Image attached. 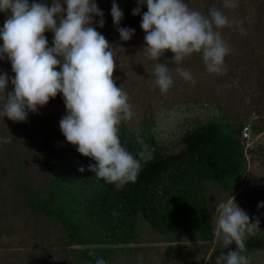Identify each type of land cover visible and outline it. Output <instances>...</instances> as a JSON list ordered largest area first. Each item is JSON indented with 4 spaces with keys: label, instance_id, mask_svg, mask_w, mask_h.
I'll return each mask as SVG.
<instances>
[{
    "label": "trees",
    "instance_id": "trees-1",
    "mask_svg": "<svg viewBox=\"0 0 264 264\" xmlns=\"http://www.w3.org/2000/svg\"><path fill=\"white\" fill-rule=\"evenodd\" d=\"M43 2L51 6L52 0ZM113 2L123 13L119 27L134 29L127 42L121 41L113 23ZM185 2L190 9L205 15L213 7L224 12L231 26L220 32L227 45L230 40L235 41V48L233 43L228 45L234 51L241 47V55L237 57L240 62L264 59V0H236V9L240 11L225 8L224 0ZM96 3L103 12L104 26H98L100 17H94L93 26L109 45L118 47L115 60L124 57L135 38L139 46H145L140 24L146 5L134 16L137 0H96ZM2 20L0 28L4 15ZM44 35L52 47L54 34L48 31ZM229 54L225 57L228 65L236 59L229 58ZM4 73L14 78L7 58L0 60V74ZM12 90L9 81L7 91ZM57 96L64 103L63 95ZM55 111L48 103L37 113L29 112L24 122L0 118V264H96L100 258L105 264H146L140 245L146 230L171 243L181 236L200 242L214 240L215 217L208 190L216 186L232 195L243 184L241 177L247 169V158L239 139L244 126L241 122L226 119L198 124L185 131L182 148L168 154L160 152L159 143L142 126L137 130L141 145L137 141H120L136 158L146 148L151 159L142 162L134 183L117 190L115 184L95 178L89 170V164L95 161L79 154L62 132L58 133ZM39 133L58 135L54 141L58 146H52V137L47 141L42 140L43 136L37 138ZM9 135L13 136L11 142L5 143ZM41 164L49 172L42 182L27 173ZM81 168L83 172L79 171ZM2 179H7L5 187ZM42 219L58 224L61 235L57 238L66 243L65 247L55 248L54 238L39 225ZM30 224L34 228L26 230ZM259 236L245 238L242 254L250 258L251 264H264L257 253ZM170 250L169 247L167 254L177 247ZM216 252L217 248L212 258ZM186 260V264L195 263L192 255Z\"/></svg>",
    "mask_w": 264,
    "mask_h": 264
},
{
    "label": "clouds",
    "instance_id": "clouds-1",
    "mask_svg": "<svg viewBox=\"0 0 264 264\" xmlns=\"http://www.w3.org/2000/svg\"><path fill=\"white\" fill-rule=\"evenodd\" d=\"M137 2L134 16L147 6L140 24L145 33L141 51L147 59L157 61L153 88L168 91L174 83L173 71L195 83L191 73L180 66L192 54L201 55L210 74L225 70V57L231 49L220 30L230 27L231 21L223 11L213 7L205 15L190 9L185 0ZM237 6L236 0H224L225 8ZM0 13L6 15L0 28V60L7 58L15 74L14 78L0 74V118L24 122L29 112L37 113L50 99L62 94L67 114L59 122L60 130L79 154L95 161L89 164L95 178L115 184L117 190L134 183L142 162L147 163L151 153L145 148L136 158L119 139V125L134 113L127 93L113 79L118 47L109 45L93 26L94 17H100L99 27L104 26L96 0H52L51 6L43 0L31 4L29 0H0ZM111 16L121 41H129L134 29L119 27L123 13L115 2ZM48 31L54 34L52 47L44 35ZM168 51L173 54L174 69L158 62ZM9 81L12 91H7ZM12 137L9 135L4 142H11ZM214 223V234L224 247L236 245L235 251L217 256L215 264H251L250 258L242 254L244 237L258 228L259 220L250 224L248 214L231 195L227 201L215 202ZM96 264L105 261L100 258Z\"/></svg>",
    "mask_w": 264,
    "mask_h": 264
},
{
    "label": "rangeland",
    "instance_id": "rangeland-1",
    "mask_svg": "<svg viewBox=\"0 0 264 264\" xmlns=\"http://www.w3.org/2000/svg\"><path fill=\"white\" fill-rule=\"evenodd\" d=\"M236 10L238 11L239 8ZM3 15L6 19V15L0 13V24ZM132 43L133 46L126 50L124 57L116 59L113 73L117 87L121 86L127 93L128 103L134 113L130 120L123 121L119 125V139H123L122 141L126 143L137 141L141 145L142 141L138 138L137 130L142 126L147 127L159 143L160 152L168 154L181 149L185 131L198 124L230 119L237 124L241 122L244 126H250L248 134L245 135L241 130L239 135L247 158V169L241 177L243 184L233 192L232 196L235 198V203L248 214L250 224H255L257 219L259 220L258 228L250 235L246 234L244 239L260 235L257 253L264 260V207H258L264 204V59L255 58L252 61L240 62L237 57L241 55V47L237 52L230 48L233 53L229 54V58L236 59L229 65L224 62L225 70L221 74H210L204 66L201 55L192 54L185 58L180 66L191 73L195 83L185 81L173 71L172 87L166 92H161L159 88L152 86L157 61L146 58L141 51L143 47L138 45L136 38L131 41ZM231 43L235 48V41L230 40L228 45ZM172 58L173 54L168 51L158 62L166 64L169 69H174L176 66L171 63ZM48 103H51L52 108L56 110L53 117L58 122V133H60L59 122L67 114L65 104L59 101L58 96L50 99ZM125 129L130 132H126ZM42 136L39 133L37 138ZM51 137L52 146L57 147L58 144L54 141L58 135L56 137L53 134L46 135L42 140L47 141ZM60 150L58 148V152ZM27 173L30 176L35 175L34 177L42 182L49 172L45 170V165L41 164L32 167ZM6 182L7 179H2L3 187L7 185ZM230 197L229 191L216 186L209 188L208 200L214 209V217L215 202L227 201ZM38 222L42 230L54 238L55 248L65 247L66 243L57 238L61 235L58 224L45 219ZM32 228H34L33 224L25 227L26 230ZM142 238L140 245L145 251L146 264H186V257L189 255L193 256L194 264H215L216 257L221 253L227 255L230 251L236 250L235 244L225 248L216 236L212 242H200L181 236L179 239L182 241L171 243L160 235L146 230ZM174 246L177 250L172 252ZM169 247L172 253L167 254ZM215 248L218 249V254L216 252V256L212 258ZM28 252L29 250L26 253Z\"/></svg>",
    "mask_w": 264,
    "mask_h": 264
},
{
    "label": "built area",
    "instance_id": "built-area-1",
    "mask_svg": "<svg viewBox=\"0 0 264 264\" xmlns=\"http://www.w3.org/2000/svg\"><path fill=\"white\" fill-rule=\"evenodd\" d=\"M250 129V126H248V125H245L244 127H243V129H242V132L246 135V134H248V130Z\"/></svg>",
    "mask_w": 264,
    "mask_h": 264
}]
</instances>
